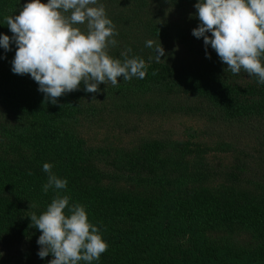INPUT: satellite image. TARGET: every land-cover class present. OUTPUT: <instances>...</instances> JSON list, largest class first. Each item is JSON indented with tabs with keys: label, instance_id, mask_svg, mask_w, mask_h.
Here are the masks:
<instances>
[{
	"label": "trees",
	"instance_id": "obj_1",
	"mask_svg": "<svg viewBox=\"0 0 264 264\" xmlns=\"http://www.w3.org/2000/svg\"><path fill=\"white\" fill-rule=\"evenodd\" d=\"M26 2L0 0V33L11 37L4 17L18 14ZM98 2L115 26L117 44L109 47V54L123 59L120 53L130 48L129 56L145 60L143 79L122 81L120 77L117 86L101 83L94 93L85 92L81 83L52 104L28 74L11 72L15 46L7 53L0 48L4 57L0 58V109L17 112L18 121L12 125L0 121V127L17 142V149L31 136H38L34 145L41 149L27 168L0 161V264H47L53 258L37 256L41 233L29 218L43 212L55 195L52 189L42 191L47 180L37 171L42 151L54 156L55 174L67 179L61 195L85 206L89 221L107 242L106 251L92 264H264V85L256 79L247 84L232 81L217 65L183 68L169 54L158 63L150 59L153 51L145 47L148 36L139 32H148L157 43L173 38L176 28L170 21H158L153 5L183 9L184 4L196 11V0ZM123 110L140 116L200 112L210 118L208 133L223 141L222 150H236L245 142L254 150L241 151V160L228 170L227 177L237 185L225 184L206 195L180 194L185 176H209L211 165L202 150L172 138L145 139L128 147H89L81 140L82 146H74L77 138L66 137L59 124L60 120L110 117ZM30 119L37 122L34 132ZM107 179L155 185L158 195L145 199L120 195L100 187L99 182ZM239 181L252 183L261 194L245 191ZM30 202L39 208L32 210ZM217 227H228L230 237L214 239L209 232ZM243 232L252 234V243L238 240Z\"/></svg>",
	"mask_w": 264,
	"mask_h": 264
},
{
	"label": "clouds",
	"instance_id": "obj_2",
	"mask_svg": "<svg viewBox=\"0 0 264 264\" xmlns=\"http://www.w3.org/2000/svg\"><path fill=\"white\" fill-rule=\"evenodd\" d=\"M194 8L199 24L192 35L203 38L205 56L210 58V46L227 65L225 72L236 75L243 70L264 85V0H196ZM4 20L12 35L0 33V48L7 53L15 46L11 72L28 74L46 102L56 104L81 83L85 92L94 93L101 83L117 86L120 77L129 81L146 75L145 60L129 56L130 48L120 53L123 59L109 54V47L117 44L115 26L98 0H27L18 14ZM145 47L152 49L150 59L157 63L165 56L160 41L146 40ZM52 168L51 163L42 164L47 174L42 191L52 189L55 195L43 212L29 216L41 233L37 256L51 254L47 264H92L106 251L107 242L89 221L85 206L61 195L68 182Z\"/></svg>",
	"mask_w": 264,
	"mask_h": 264
},
{
	"label": "rangeland",
	"instance_id": "obj_3",
	"mask_svg": "<svg viewBox=\"0 0 264 264\" xmlns=\"http://www.w3.org/2000/svg\"><path fill=\"white\" fill-rule=\"evenodd\" d=\"M189 8L190 7H184V4L183 9L174 6L166 7L161 5V7H159L156 4L153 5V15L156 16L158 21H170V23L176 25L175 30H173V38H162L159 40L165 49V54L171 55L175 63L183 68L201 69L206 66L212 67V65H217L215 67L220 69L221 74L229 77L232 81L241 84L252 83L256 78L254 76L250 77L243 70L236 75H233L230 71L225 72L227 65L220 61L219 57L210 46L207 48V51L210 53V58L205 56L203 38H196L192 35V29L197 27L199 23H196V17L194 16L195 11ZM151 17L153 16L151 15ZM133 33H136V31H133ZM139 33L146 37L148 36V39H150L148 32ZM165 60L171 62L169 59ZM262 60H264V58H262ZM15 113L17 112H2L0 109V121L2 124L6 122L11 125L17 124L18 121H16L17 116L14 115ZM36 124L37 122L35 119H30L32 132H34ZM59 124L62 126L66 137L72 136V139L77 138L78 141L73 142L74 146H82L78 144L81 140L85 142V146L89 147L110 144L119 147H128L145 139L172 138L177 142L189 146L191 149L197 148L202 150V155L205 157L208 164L211 165L209 176L203 179L189 176L182 177L183 179L179 187L180 194L206 195L208 190L214 191L225 184L228 186L237 185L233 184L234 181L227 177L228 170L234 169L237 162L241 160V151L253 152L254 150V146L248 142L243 143L242 146L237 145V147H234L236 150H222L219 145L223 141H221L219 137L212 136L208 133V128L212 125L210 118L200 112L179 114V112L176 113L172 111L168 114H144L140 116L123 110L110 117L105 114L104 117H97L94 119L82 118L79 121L70 123L60 120ZM6 132L8 131L5 130L4 127H0V161L27 168L30 162L37 157V153L41 151L39 147L34 145L36 142L35 139L38 138V136H31L30 142L28 143L19 142V148L17 149V142L11 138V135L6 134ZM42 153L43 154L37 158L38 164L41 165V167H38L37 171H40L44 177H47V174L41 170L42 164L44 162L51 163L53 165L52 171L55 173L54 156L47 152L42 151ZM239 182H241L240 185L245 191L255 193V195L261 194L260 190L256 189L252 183H247L245 181ZM99 185L103 189L113 190L120 195L126 194L127 196L138 199L156 196L159 191L155 185H149L148 183H141L131 179H107L99 182ZM33 205L32 210L36 211L39 206L38 204ZM228 230V227H217L213 228L209 234L212 235L214 239L219 240L221 237H230ZM238 240L244 243H252L253 236L250 232H243V234L238 237Z\"/></svg>",
	"mask_w": 264,
	"mask_h": 264
}]
</instances>
